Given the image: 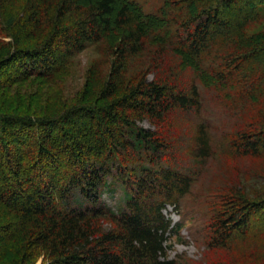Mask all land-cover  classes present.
<instances>
[{"label":"trees","instance_id":"obj_1","mask_svg":"<svg viewBox=\"0 0 264 264\" xmlns=\"http://www.w3.org/2000/svg\"><path fill=\"white\" fill-rule=\"evenodd\" d=\"M161 5L0 0V264H179L166 205L192 194L219 151L264 161V0ZM92 48L100 56L71 96L61 77ZM35 82L62 90L16 95ZM209 105L217 131L202 118ZM191 116L199 170L186 174L162 163L175 158L167 136L139 124ZM109 178L127 195L117 212L101 202ZM211 198L207 247L264 264V191L239 182Z\"/></svg>","mask_w":264,"mask_h":264},{"label":"rangeland","instance_id":"obj_2","mask_svg":"<svg viewBox=\"0 0 264 264\" xmlns=\"http://www.w3.org/2000/svg\"><path fill=\"white\" fill-rule=\"evenodd\" d=\"M136 1L144 6L147 13L154 12L162 6V0ZM99 56L98 51L92 48L76 56L69 63V74L61 78L64 79L65 90L71 96L76 90L83 87L87 70L91 68ZM175 63L177 64L178 60H174V66ZM165 70H167L166 67L160 69V71L157 70L160 78ZM154 72L149 76L151 80L155 77ZM168 77L169 75L166 74L164 79ZM183 80L186 84H189V81L184 77ZM29 88H34V90L36 89L40 92H46L47 90L52 92L54 90L53 93L56 90H62L61 87H54L51 84L25 83L15 86L16 95L20 97L25 94L28 95V93L32 92L29 91ZM208 94L204 95L206 100L209 97ZM221 115V112L215 109L213 105H209V109L204 108L202 118L209 119L210 123L215 126L213 129L217 131L218 129L215 128L223 127L221 126ZM192 117L194 116H191L190 119L183 118L182 120L181 118L171 117L170 126L168 127L159 126L149 120L139 124L147 130L160 132L167 136L169 143L174 148L175 158L174 160L163 159L162 163H165L168 167L184 170L186 174H192L195 170H199V167L187 154L194 135V122L199 120L197 117ZM214 134L218 139V133L214 132L213 137ZM262 169H264V161L238 163L227 159L221 151L213 155L210 160H207L202 177H200L201 180H196L192 194L187 196L182 203L178 205L169 203L164 209L163 214L171 220L172 227L181 225L178 231L170 235V239L167 242V246L170 247L168 248V258L177 261L179 264H215L216 261L223 264H248L249 262H245L241 256L235 255L234 252L218 251L207 247V238L209 237L207 218L210 210L208 209V201L212 199L211 197L219 186L224 189L228 185L239 184V182L251 195H254L255 192L264 191V179L260 176H255L257 173H262ZM103 191L101 202L112 210L119 211L127 196L123 184L117 182L114 178H109ZM257 222L259 221L255 219L253 225H256ZM41 262L40 260L38 264H41Z\"/></svg>","mask_w":264,"mask_h":264}]
</instances>
